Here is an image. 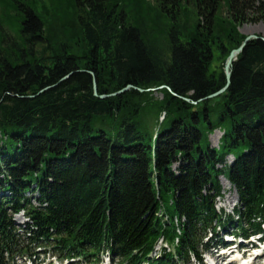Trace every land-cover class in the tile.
<instances>
[{"label": "trees", "instance_id": "obj_1", "mask_svg": "<svg viewBox=\"0 0 264 264\" xmlns=\"http://www.w3.org/2000/svg\"><path fill=\"white\" fill-rule=\"evenodd\" d=\"M255 6L0 0V264L35 245L204 264L221 230L264 231V39L237 54L229 83L225 71ZM220 177L238 193L232 214L216 207Z\"/></svg>", "mask_w": 264, "mask_h": 264}, {"label": "rangeland", "instance_id": "obj_2", "mask_svg": "<svg viewBox=\"0 0 264 264\" xmlns=\"http://www.w3.org/2000/svg\"><path fill=\"white\" fill-rule=\"evenodd\" d=\"M250 1L255 3L256 8L247 12L248 13L247 15L250 19L248 21H245L244 23L240 24L238 29L242 34L246 35V37L248 35H252V34L264 37V15H262L260 8H258L259 6L264 5V0H250ZM40 5H41V3H40ZM155 95L158 97H161V93H158L157 91H156ZM222 134H223V131H221L219 129H217L216 131H214L213 133L210 134L209 137H210V141H211L212 146L217 147L219 145V141H220ZM228 161H233V157L228 156ZM220 181H221V185H222V194L223 195H222V197H220L217 200L216 207L219 210L224 209L226 213L232 214V213H234V207L239 202L238 193L232 184H231V186H225L223 184L224 182L222 180V177H220ZM30 194L31 193H28L27 195L30 196ZM34 194H35V199H36L37 194L36 193H34ZM32 198H34V197H32ZM35 199H33V200H35ZM23 215H24L23 212L18 214V216H20V217H22ZM17 226L22 227L21 225H17ZM220 232L224 233L223 230H221ZM239 240L240 239L237 238L236 241H239ZM162 243L164 245L165 241H163ZM255 245H258V244H255ZM258 248L260 249L261 247L259 246ZM246 249H249V246L246 247ZM259 249L255 250V252H258ZM253 252L254 251H252V250H248L245 258L249 259L250 261L253 260L252 264H264V252L262 253L261 256H258V257L251 256ZM155 254H156V252L154 253V255ZM218 254L219 253L217 251H215L213 248H211L209 251H204V253H203L204 264H210L211 262L212 263H214V262L220 263L221 262L223 264H226L225 261H227V260H224V262H223V260L217 256ZM237 256L238 255H235V253H234L228 257L235 258ZM55 259H56V257L47 256V258L43 264H50V263L51 264H57V261ZM62 263L64 264V262H62ZM28 264H30V263H28ZM83 264H86V263L83 262ZM189 264H199V263L194 258ZM227 264H230V263H227Z\"/></svg>", "mask_w": 264, "mask_h": 264}, {"label": "water", "instance_id": "obj_3", "mask_svg": "<svg viewBox=\"0 0 264 264\" xmlns=\"http://www.w3.org/2000/svg\"><path fill=\"white\" fill-rule=\"evenodd\" d=\"M260 36L258 35H248L245 40L243 41V43L241 44L240 47L236 48V49H233L227 59V63H226V66H225V71H226V75H227V79H228V83L230 82V78H231V67H232V64H233V61L236 59V56L238 53H240L245 45L253 38H259ZM264 39V37H261ZM228 85V84H227ZM163 87V86H162ZM128 88V87H127ZM127 88L123 89V90H126ZM226 88V87H225ZM225 88L221 89L220 91L216 92V93H213L211 95H209V97H214V96H217L218 94H220L221 92H223L225 90ZM122 90V91H123ZM121 92V91H120ZM102 98L105 97V95H101ZM239 199V198H238Z\"/></svg>", "mask_w": 264, "mask_h": 264}, {"label": "bare ground", "instance_id": "obj_4", "mask_svg": "<svg viewBox=\"0 0 264 264\" xmlns=\"http://www.w3.org/2000/svg\"><path fill=\"white\" fill-rule=\"evenodd\" d=\"M222 180H223V184L225 185V186H231V184L226 180V179H224V178H222ZM231 255V253H227V254H222V255H219V257L220 258H222V260H223V262H224V260H227L228 258V260L229 261H233V262H235L238 258L237 257H235V258H232V257H228V256H230ZM48 256H51V254H48ZM252 256V255H251ZM250 256V257H251ZM258 257V256H257ZM249 258V257H248ZM24 260H26V263L28 262V263H30V264H34L33 263V261L32 260H30V258H28V257H24ZM18 261L20 262V263H23L22 262V258H20V257H18ZM248 262H250V260L249 259H245V261L244 262H241L240 264H247ZM221 263V262H220ZM219 262H217L216 264H220ZM221 264H223V263H221Z\"/></svg>", "mask_w": 264, "mask_h": 264}]
</instances>
